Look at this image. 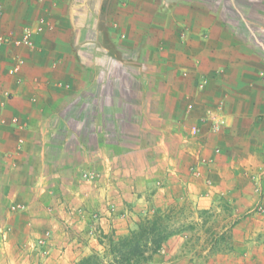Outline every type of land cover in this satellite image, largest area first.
<instances>
[{
	"label": "crops",
	"instance_id": "0c3cea01",
	"mask_svg": "<svg viewBox=\"0 0 264 264\" xmlns=\"http://www.w3.org/2000/svg\"><path fill=\"white\" fill-rule=\"evenodd\" d=\"M180 199L230 207L206 264H264V0H0V264Z\"/></svg>",
	"mask_w": 264,
	"mask_h": 264
},
{
	"label": "rangeland",
	"instance_id": "374dc122",
	"mask_svg": "<svg viewBox=\"0 0 264 264\" xmlns=\"http://www.w3.org/2000/svg\"><path fill=\"white\" fill-rule=\"evenodd\" d=\"M169 208L184 211L185 217L182 221L186 223V230L180 233L183 240H179V243L182 242V247L174 250L176 249L175 242L179 238H176L172 243L167 241L163 248L146 264H206L209 256L217 252L216 249L226 250L230 247L232 243L231 234L229 233L230 220L228 219L230 207L226 203H220L218 206L210 208H200L189 199H180L163 207L146 208L140 211L137 213L135 222L138 223L147 213ZM132 226L135 227V224ZM113 231L115 230L96 232L94 235L95 243L86 255L91 253L92 250L102 249L99 241L102 232L111 233ZM126 232L128 231L116 233ZM79 259L73 261L72 259L71 261L66 259L59 264H74ZM38 264H44V262L40 260ZM46 264H57V261L55 258H50Z\"/></svg>",
	"mask_w": 264,
	"mask_h": 264
},
{
	"label": "trees",
	"instance_id": "16d2710c",
	"mask_svg": "<svg viewBox=\"0 0 264 264\" xmlns=\"http://www.w3.org/2000/svg\"><path fill=\"white\" fill-rule=\"evenodd\" d=\"M184 215L183 210L169 208L147 213L126 233L102 232V249L92 250L74 264H146L172 236L186 230Z\"/></svg>",
	"mask_w": 264,
	"mask_h": 264
},
{
	"label": "built area",
	"instance_id": "2783aa9c",
	"mask_svg": "<svg viewBox=\"0 0 264 264\" xmlns=\"http://www.w3.org/2000/svg\"><path fill=\"white\" fill-rule=\"evenodd\" d=\"M40 26H38L36 29H32L30 27H27L24 29L23 31V35L22 37L20 38L19 41H17V44H22V45H31L32 44V35L39 31L40 30ZM23 64V60L22 58L20 57H16L15 58V63L14 65L10 68L9 70V73L11 74H14L16 73L17 71L20 70L21 66ZM13 122H18V119L16 117L13 118ZM222 125V122L221 121H215L213 122V127L214 129H219ZM209 162L208 161H203V164H208ZM192 171L197 174V175H200L201 174V171L197 168V167H193L192 168Z\"/></svg>",
	"mask_w": 264,
	"mask_h": 264
}]
</instances>
